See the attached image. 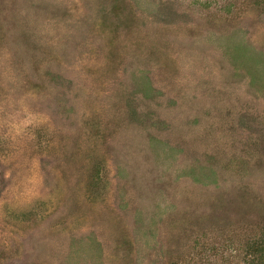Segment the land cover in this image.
I'll return each instance as SVG.
<instances>
[{"label": "rangeland", "instance_id": "374dc122", "mask_svg": "<svg viewBox=\"0 0 264 264\" xmlns=\"http://www.w3.org/2000/svg\"><path fill=\"white\" fill-rule=\"evenodd\" d=\"M264 230V0H0V264H250Z\"/></svg>", "mask_w": 264, "mask_h": 264}, {"label": "trees", "instance_id": "16d2710c", "mask_svg": "<svg viewBox=\"0 0 264 264\" xmlns=\"http://www.w3.org/2000/svg\"><path fill=\"white\" fill-rule=\"evenodd\" d=\"M246 254L251 258L250 264H264V230L258 237L248 241Z\"/></svg>", "mask_w": 264, "mask_h": 264}]
</instances>
